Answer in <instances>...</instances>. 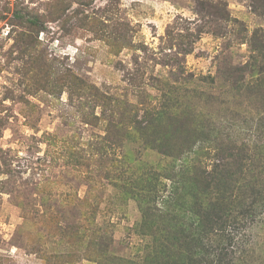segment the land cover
Segmentation results:
<instances>
[{
	"label": "rangeland",
	"instance_id": "1",
	"mask_svg": "<svg viewBox=\"0 0 264 264\" xmlns=\"http://www.w3.org/2000/svg\"><path fill=\"white\" fill-rule=\"evenodd\" d=\"M0 264H264V0H0Z\"/></svg>",
	"mask_w": 264,
	"mask_h": 264
}]
</instances>
